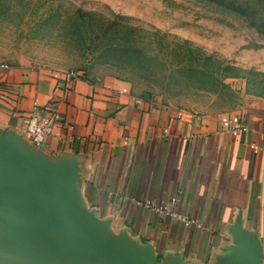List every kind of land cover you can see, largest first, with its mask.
<instances>
[{
  "label": "crops",
  "instance_id": "crops-1",
  "mask_svg": "<svg viewBox=\"0 0 264 264\" xmlns=\"http://www.w3.org/2000/svg\"><path fill=\"white\" fill-rule=\"evenodd\" d=\"M30 115L57 117L39 147L28 140ZM16 174L72 241L105 251L112 264H264L260 99L234 116H204L122 83L0 63L5 253L13 264H91Z\"/></svg>",
  "mask_w": 264,
  "mask_h": 264
},
{
  "label": "rangeland",
  "instance_id": "rangeland-1",
  "mask_svg": "<svg viewBox=\"0 0 264 264\" xmlns=\"http://www.w3.org/2000/svg\"><path fill=\"white\" fill-rule=\"evenodd\" d=\"M0 63L234 116L264 103V0H0Z\"/></svg>",
  "mask_w": 264,
  "mask_h": 264
},
{
  "label": "water",
  "instance_id": "water-1",
  "mask_svg": "<svg viewBox=\"0 0 264 264\" xmlns=\"http://www.w3.org/2000/svg\"><path fill=\"white\" fill-rule=\"evenodd\" d=\"M16 181L23 188H25L31 195L33 202L42 210L45 217L53 223L62 235L63 241H66L67 245L76 253L78 257H82L91 264H112L111 257L108 253L100 250L94 246L86 244H78L71 240L70 234L66 232L60 219L55 215L50 207L45 205L41 199L40 193L36 186L27 178L20 174H16ZM34 219H37L36 216ZM38 221V220H37ZM47 237L54 238L51 230L47 229L43 231ZM63 247V245H62ZM64 248V247H63ZM0 264H13L7 257L3 246L1 230H0Z\"/></svg>",
  "mask_w": 264,
  "mask_h": 264
},
{
  "label": "built area",
  "instance_id": "built-area-1",
  "mask_svg": "<svg viewBox=\"0 0 264 264\" xmlns=\"http://www.w3.org/2000/svg\"><path fill=\"white\" fill-rule=\"evenodd\" d=\"M75 74H71L74 76ZM57 122L56 116L38 119L35 115H30L26 123L28 140L31 144L39 147L51 134L54 125Z\"/></svg>",
  "mask_w": 264,
  "mask_h": 264
}]
</instances>
